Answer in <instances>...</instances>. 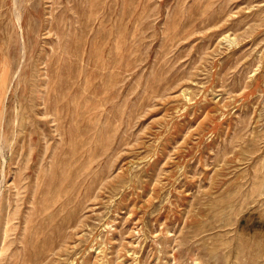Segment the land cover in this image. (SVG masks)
Segmentation results:
<instances>
[{
  "label": "rangeland",
  "instance_id": "obj_1",
  "mask_svg": "<svg viewBox=\"0 0 264 264\" xmlns=\"http://www.w3.org/2000/svg\"><path fill=\"white\" fill-rule=\"evenodd\" d=\"M0 264H264V0H0Z\"/></svg>",
  "mask_w": 264,
  "mask_h": 264
},
{
  "label": "bare ground",
  "instance_id": "obj_2",
  "mask_svg": "<svg viewBox=\"0 0 264 264\" xmlns=\"http://www.w3.org/2000/svg\"><path fill=\"white\" fill-rule=\"evenodd\" d=\"M44 117V116H43ZM75 123V122H74ZM62 187V186H61ZM55 189V188H54ZM39 238V237H38Z\"/></svg>",
  "mask_w": 264,
  "mask_h": 264
}]
</instances>
